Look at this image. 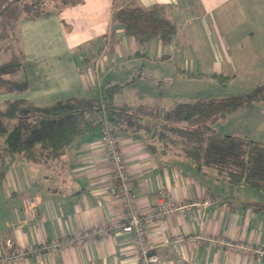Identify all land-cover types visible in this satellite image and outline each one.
<instances>
[{
    "label": "crops",
    "instance_id": "crops-1",
    "mask_svg": "<svg viewBox=\"0 0 264 264\" xmlns=\"http://www.w3.org/2000/svg\"><path fill=\"white\" fill-rule=\"evenodd\" d=\"M155 4L171 8L179 24L170 45L152 39L140 46L126 35L113 22L116 0H82L22 20L25 67L15 77L28 79L29 89L2 94V102L23 98L44 105L93 97L107 85L125 84L132 73L141 80L168 64L183 80L196 79L188 73L214 80L221 75L229 83L241 79L252 88L264 82V0H133L130 6ZM92 57L96 63L88 64ZM244 109L256 111L264 127V102ZM102 137L82 138L59 173L25 163L9 166L0 185V264H264V193L160 156L146 138L132 135L118 137V147L133 182L142 237L124 231L130 207L110 194L115 179ZM162 192L172 211L147 218L157 212ZM27 198L38 202L28 219ZM204 201L210 204L197 205Z\"/></svg>",
    "mask_w": 264,
    "mask_h": 264
},
{
    "label": "trees",
    "instance_id": "trees-1",
    "mask_svg": "<svg viewBox=\"0 0 264 264\" xmlns=\"http://www.w3.org/2000/svg\"><path fill=\"white\" fill-rule=\"evenodd\" d=\"M81 1L63 0L54 11ZM48 4L49 0H0V25L8 28L14 20L16 24L34 20L53 10ZM168 8L163 4L119 8L113 13V22L121 24L125 34L140 46L152 39L170 45L179 26ZM2 38H7L6 32ZM8 50L0 61V95L21 94L29 89V81L17 79L15 74L24 69L25 55L21 46H8ZM214 77L225 81L224 76ZM125 88V84H110L93 97L69 96L44 105L23 98L6 100L5 106H0V138L10 165L25 163L59 173L69 151L82 138L108 128L117 137L146 138L160 156L189 161L196 169L213 171L231 184L247 185L264 193V143L224 135L216 128L227 116L264 102V82L245 94L183 99L168 109L156 101H131L123 97ZM6 173L5 165H0V185Z\"/></svg>",
    "mask_w": 264,
    "mask_h": 264
},
{
    "label": "rangeland",
    "instance_id": "rangeland-1",
    "mask_svg": "<svg viewBox=\"0 0 264 264\" xmlns=\"http://www.w3.org/2000/svg\"><path fill=\"white\" fill-rule=\"evenodd\" d=\"M63 0H49V6L52 11L58 7H61V3ZM133 0H116V10L123 7H128L132 5ZM22 4L19 5V9H21ZM56 8V9H57ZM191 14L194 15L196 13V9L191 6H188ZM55 9V10H56ZM169 13L172 11L171 8H168ZM51 12V11H50ZM189 15V14H188ZM181 20L183 19L180 18ZM20 21L16 24L15 20L12 21L13 26L8 28H3L0 25V58L2 61L5 57V53H8V46L11 47H18L20 46ZM179 25V24H178ZM6 32V39L2 38L3 33ZM110 43H114L115 40L114 35H109ZM106 43L108 40L106 39ZM123 45L121 46V48ZM112 49H109V53H111ZM95 57L89 58L87 63L95 62ZM209 58V56H206ZM97 61V60H96ZM157 61V60H156ZM207 61V60H206ZM126 62V64H125ZM128 59L123 60L121 65L123 66L124 72H130V68L128 67ZM86 64V65H88ZM168 67L162 71H153L152 77H150L149 72H145L148 78L137 80L135 76L131 74L124 79L126 88L123 92V97H127L131 101H142V102H149V101H156L160 102L159 104L165 108H171L175 105L177 101L185 100H197V99H213V98H223L235 93L237 94H245L251 91L253 86L249 85L248 81L243 82L241 79L236 80L234 82L222 81L219 82L217 79H213L210 76L203 77L200 79L194 80H183L175 74L173 71ZM171 67V66H170ZM181 73V72H180ZM136 74V73H135ZM163 75L165 77H158ZM187 75V74H186ZM154 76L158 77L156 81H154ZM123 81V79H122ZM137 81V82H136ZM228 81V82H227ZM4 97H0V106L4 107L5 104L2 102ZM217 130L224 134L230 136H241L244 138H248L251 140L256 141H264V127L258 121V114L256 111L250 113L246 109H241L240 111L227 116L225 119L218 122L216 125ZM2 141L3 139L0 138V165H5L8 169L10 166V162L8 157H6L5 153L2 150ZM9 163V164H8ZM38 204L37 199L33 201V204L27 205L25 201V218L31 216L33 209ZM27 253V252H24ZM30 253V251L28 252Z\"/></svg>",
    "mask_w": 264,
    "mask_h": 264
},
{
    "label": "built area",
    "instance_id": "built-area-1",
    "mask_svg": "<svg viewBox=\"0 0 264 264\" xmlns=\"http://www.w3.org/2000/svg\"><path fill=\"white\" fill-rule=\"evenodd\" d=\"M102 141L104 144L107 145V150L109 154V161L111 163V167L113 170V177L115 179L114 183L110 185V194L114 197L122 198L126 206L130 207L129 214H128V223L123 226V230L126 232H136L137 235L141 238L142 237V227H141V217L136 210L133 203L132 198V188L133 182L131 177L127 174L126 171V163L123 159L122 152L118 147V137L114 136L108 128L103 131ZM166 193L162 192V200L159 203L156 213H151L147 218L152 217H162L165 214H168L172 211L171 206L165 200ZM27 205L33 204V201H36V198H27L25 199ZM210 204L209 201H204L198 203V206H208ZM16 215L18 217V212L16 211ZM82 236H77V239H81ZM58 245L53 244L51 247L56 248ZM25 250H21V255H25ZM263 253V252H261ZM151 261H156V257H151Z\"/></svg>",
    "mask_w": 264,
    "mask_h": 264
}]
</instances>
